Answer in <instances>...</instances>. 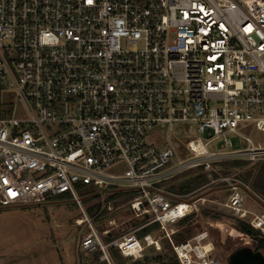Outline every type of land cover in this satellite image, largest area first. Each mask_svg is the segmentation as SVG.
Returning <instances> with one entry per match:
<instances>
[{
    "label": "built area",
    "instance_id": "obj_1",
    "mask_svg": "<svg viewBox=\"0 0 264 264\" xmlns=\"http://www.w3.org/2000/svg\"><path fill=\"white\" fill-rule=\"evenodd\" d=\"M0 90V208L70 198L85 226L78 250H100L107 264H117L112 246L136 261L165 245L178 264H222L206 232L173 237L213 201L211 187L230 189L222 205L264 235V210L245 204V189L264 202L252 178L215 175L226 162L255 172L264 162V140L230 149L243 123L264 133V0H0ZM177 122L222 138L221 151L197 138L182 160ZM158 126L164 148L151 136ZM200 172L202 187L172 189ZM124 209L129 217L110 216Z\"/></svg>",
    "mask_w": 264,
    "mask_h": 264
},
{
    "label": "rangeland",
    "instance_id": "obj_2",
    "mask_svg": "<svg viewBox=\"0 0 264 264\" xmlns=\"http://www.w3.org/2000/svg\"><path fill=\"white\" fill-rule=\"evenodd\" d=\"M5 99L20 105L15 93L7 92ZM238 130V133L231 134L233 143L231 150L246 148L248 142L244 138L245 136L251 137L255 142H263L264 140V133L257 130L254 124L246 125L243 123ZM151 136L160 148H164L170 143L165 126H158L153 129ZM213 137L203 136L198 131V124L195 122H177L171 131V138L177 147L178 156L182 160L192 155L186 148L187 143L197 138L200 145H203L210 152L221 151L223 139H213ZM250 168L248 164L238 168L230 167L229 165L226 168L223 164L216 165L215 175L238 174L242 178H246L247 171ZM213 188L217 187H211L208 191ZM230 193L231 191L228 188H219L210 192L207 198L213 201H209L208 205L201 209L194 220L195 224L201 226V230L198 233L206 232L209 239L213 241V254L222 264H228L230 254L238 248L249 246L256 250L257 247V243L250 236L239 230L238 222L232 218V213L222 205ZM245 204L249 210L254 212L264 210V207L250 196L247 197ZM204 209L219 211L223 215L215 217L203 212ZM121 215L127 218L131 215V211L124 209L110 214L111 217L116 218H120ZM78 216H82V213L78 205L70 198L55 199L42 205L32 204L0 208V254H11L26 246L33 245L40 248L41 253L54 251L56 264H80L78 244L85 226L80 227L74 224V220ZM221 221L226 224H219ZM229 225L237 232L244 234V237L239 236L237 232L231 234L230 230L227 229L230 227ZM125 229H128V227ZM48 245H50L49 248L46 247ZM259 251L264 254V248ZM161 252H164V248ZM153 253H155V250L151 249L150 254ZM60 255L62 256L61 258ZM85 257L84 259L86 260L92 259L91 255Z\"/></svg>",
    "mask_w": 264,
    "mask_h": 264
},
{
    "label": "trees",
    "instance_id": "obj_3",
    "mask_svg": "<svg viewBox=\"0 0 264 264\" xmlns=\"http://www.w3.org/2000/svg\"><path fill=\"white\" fill-rule=\"evenodd\" d=\"M2 107H3L2 90H0V114ZM227 164L230 167L238 168L246 165L247 163L243 161H230L224 163L223 165H225V167L228 168ZM184 176L186 178L180 180L178 183L172 186V189L174 191L181 193L190 192L202 187L203 185L209 182V178L207 174L203 172H200L196 175L184 174ZM250 178H252L253 190L264 199V162L260 164L256 172L253 169H249L247 171L246 178L244 179L248 180ZM63 197L65 196H62L60 198ZM203 212L213 215L215 217H221L223 215L222 212L209 210V209H204ZM232 218H234L238 222L239 230L244 234L250 236L254 240V242L257 243L256 251H259L260 249L264 248V235L258 229L252 227L246 220L238 219L233 216ZM178 224H179V230L173 236L176 242H183L187 239H190L196 236L197 234H199L198 232L201 230V226L194 223V214H191L181 219L178 222ZM157 228H158L157 224L147 226L141 229L137 234L139 235V237H143L146 234L153 233ZM115 233L116 231H113V234ZM107 240H112V238L108 237ZM78 252H79V258L81 260V264H107L106 262L100 261V255H101L100 250H96L91 253H83L79 250ZM111 252L115 260L117 261V264H148L150 259H152L153 257L161 261L163 260L164 264H178L174 252L166 245L164 246L163 253H158L154 256L146 255L144 259H140L136 261H132L123 257L119 253L118 249L115 248L114 246L111 247ZM89 255L92 256L91 260L84 259L86 258L85 256H89Z\"/></svg>",
    "mask_w": 264,
    "mask_h": 264
},
{
    "label": "crops",
    "instance_id": "obj_4",
    "mask_svg": "<svg viewBox=\"0 0 264 264\" xmlns=\"http://www.w3.org/2000/svg\"><path fill=\"white\" fill-rule=\"evenodd\" d=\"M46 247L49 248L50 245ZM40 250V248L29 245L11 254H0V264H56L54 251L51 253H41ZM79 261L81 264L80 259Z\"/></svg>",
    "mask_w": 264,
    "mask_h": 264
},
{
    "label": "water",
    "instance_id": "obj_5",
    "mask_svg": "<svg viewBox=\"0 0 264 264\" xmlns=\"http://www.w3.org/2000/svg\"><path fill=\"white\" fill-rule=\"evenodd\" d=\"M216 189L219 188H213L208 192L203 193V195L209 194ZM245 191L251 198L264 207V202L257 195L247 189H245ZM228 264H264V254L261 251L253 250L249 246H244L230 254Z\"/></svg>",
    "mask_w": 264,
    "mask_h": 264
},
{
    "label": "bare ground",
    "instance_id": "obj_6",
    "mask_svg": "<svg viewBox=\"0 0 264 264\" xmlns=\"http://www.w3.org/2000/svg\"><path fill=\"white\" fill-rule=\"evenodd\" d=\"M219 224H222V225H225L226 223H224L223 221H221V222H219ZM221 226V225H220ZM230 226V225H229ZM227 229H229L230 230V233L231 234H234L233 232H237L233 227H228ZM238 234H239V236H243L244 237V234H242V233H240V232H237ZM246 239H248V238H246ZM208 249L210 248V247H212L210 244L209 245H207L206 246Z\"/></svg>",
    "mask_w": 264,
    "mask_h": 264
}]
</instances>
